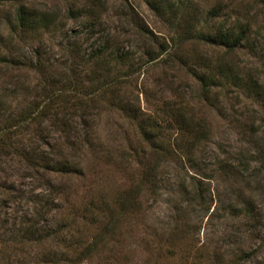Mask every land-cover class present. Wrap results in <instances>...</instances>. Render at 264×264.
<instances>
[{"label":"rangeland","instance_id":"rangeland-1","mask_svg":"<svg viewBox=\"0 0 264 264\" xmlns=\"http://www.w3.org/2000/svg\"><path fill=\"white\" fill-rule=\"evenodd\" d=\"M182 1L100 0L89 31V17L69 14L87 0H0V37L19 2L34 14L59 17L55 28L13 36L0 50L18 62L0 64L4 118L42 98L45 74H57L67 44L87 54L107 43L128 53L132 65H122L113 100L109 91L83 105L72 98L67 130L54 117L32 123L18 136L17 150L0 157V264H185V257L197 264L192 245L205 253L202 264H264V0H192L197 29L213 33L239 20L250 24L247 43L227 54L220 45L180 43L187 58L165 53L151 61L162 44L172 54V38L186 26ZM219 61L231 75L215 73ZM36 62L51 66L44 73ZM211 67L215 86L204 96L195 73ZM165 104L193 114L202 139L191 152L162 155L155 181L141 185L150 149L140 118L162 121ZM161 124L173 145L177 126ZM190 153L195 168L187 158L179 161ZM242 158L250 159L246 170ZM193 175L209 207L197 218L189 203ZM124 190L138 194L132 208L119 201Z\"/></svg>","mask_w":264,"mask_h":264},{"label":"trees","instance_id":"trees-1","mask_svg":"<svg viewBox=\"0 0 264 264\" xmlns=\"http://www.w3.org/2000/svg\"><path fill=\"white\" fill-rule=\"evenodd\" d=\"M87 1L89 5H83L75 11L71 10L69 14L74 17H89L91 21L90 23H87V28L89 31H93L97 25V9L100 5V0ZM192 3V0H186L183 2V8L188 10L185 17L186 26L184 28L182 27L176 34V37L172 38L174 44L172 54H170L167 47H163L162 44L161 48L156 51L157 53H153L154 55L150 57L151 61L159 59L165 53L168 54L169 58L172 57V59L176 58L182 60L187 58V56H184L185 52L182 53L183 51H181V48L179 47L180 43L192 42L191 44L195 45V43L202 42L207 45H220L225 48L226 54L233 52L237 47L247 43L249 39L248 34L250 24L242 23L239 20L228 26L225 24H219L216 26L213 33H207L203 28L197 29V23L192 13L194 9L193 5H191ZM215 15H217V13L213 14V16ZM58 18L59 17L56 12L42 11L39 14L36 12L34 14L27 9L26 3H17L13 13L7 20L9 26L8 33L5 35L1 34L0 50L2 51V48H4L3 50H8L11 43L10 41L13 40V36L19 35L20 38H26L27 36H31L32 33L38 35L41 30L55 28ZM64 49L69 52V56L65 62H60L58 70L60 71L61 65L65 67V70L62 72L58 71L59 73L57 72L56 75H53V73L45 74L48 79H46L45 86L42 88V98L40 100L35 102L33 101L34 103H31L32 107L28 109H21L16 113L8 112L5 118L4 114L6 111L4 109L0 110V157L9 156L17 150L16 143L18 141V136L22 134V130H27V127H29L32 123H36L37 121L41 123L43 120L54 117L53 121H55V124L63 130H67L69 127L67 115H71L69 113V109L74 104L71 102L72 98L76 97V99L80 102V105H83L84 98L91 99L93 97L103 96L105 92L109 91L111 92L110 95L113 100L116 95L115 92L117 91H115L114 88H116V85L119 84L121 79L120 77L122 76L120 75L122 65L132 66L131 64H128L130 62L128 53L119 52V49L114 51L111 49V45L107 43L100 47H96L87 54L81 51L80 47L77 46L76 43L70 45L67 44L64 46ZM202 56L203 55L197 57L200 59ZM17 63V60L10 52H7V54L4 53L3 55L0 54V64L16 66ZM36 65H38L39 69H41L44 73L47 72L51 66H44L40 62H36ZM215 67V73H221L223 75H231L232 73L230 68L227 67V64L222 61L215 64ZM210 69L211 70L199 71L195 73L201 81V89L204 96H207L210 88L215 86L214 80L216 79V75H213L214 67H211ZM84 80H86V82H84ZM1 102L2 101L0 99V103ZM159 110L161 111L160 118L162 121H169L173 125L177 126L178 134L177 138L172 141L175 145H171L170 140L163 137L164 130L166 129L161 126L162 121L156 119V117L152 115L140 118V136L142 140L147 143L150 149L148 154L151 158L149 159L148 157L145 164H143L146 166H143L141 185H146L155 181V172L158 168L159 162L161 161L162 155H167L166 157H168L169 154H176L177 151L182 148H186L188 152H191L196 148L198 142L202 139L198 119H196L193 114H188L185 108L182 106L165 104L160 107ZM134 111H131L134 113V115H132L133 119L137 117V113ZM140 148L142 155L147 156L145 147L140 146ZM182 158H187L191 168H195L197 165V161L193 158L192 153L187 155V157L180 155L179 161L181 163L182 161L180 159ZM249 160V158H242L239 160L241 170L247 169L246 165L249 164ZM138 162L141 165L140 161ZM65 168L66 167L62 169ZM60 170V168L56 169V171ZM191 178L192 185L190 186L192 190L190 192L191 197L189 203L193 202L195 204V208L193 206L192 209H194L195 216L197 218L202 212H207L209 210L206 196L207 190L202 187V181L199 177L193 175ZM120 196V203H122V205H126L128 208L129 205L132 208V205L138 198V194L136 192L132 195L131 191L128 190L122 191ZM182 208L183 207L181 206L179 207L180 210H182ZM130 211L134 212V209H130ZM190 226H192V224H190ZM175 230L178 229L174 228V233L176 232ZM92 244L94 243H91V245ZM196 246L197 245H192L191 247V251H193L192 257L196 260V263L198 262L202 264L205 258V253L202 252V248ZM91 248V246H87L83 251L88 253ZM83 251L80 252V254H84ZM80 258L81 256L78 257V260H80ZM187 260L188 257H185V264H191V261L188 262ZM232 264H235V262L232 261Z\"/></svg>","mask_w":264,"mask_h":264}]
</instances>
